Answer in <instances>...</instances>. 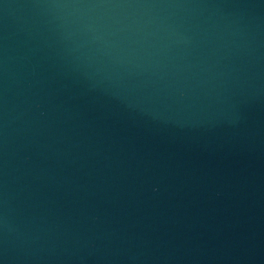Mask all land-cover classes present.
Masks as SVG:
<instances>
[{"label":"water","instance_id":"1","mask_svg":"<svg viewBox=\"0 0 264 264\" xmlns=\"http://www.w3.org/2000/svg\"><path fill=\"white\" fill-rule=\"evenodd\" d=\"M0 264H264V0H0Z\"/></svg>","mask_w":264,"mask_h":264}]
</instances>
